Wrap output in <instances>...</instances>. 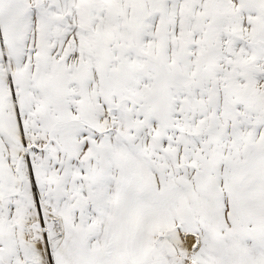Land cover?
Returning <instances> with one entry per match:
<instances>
[{"label": "snow or ice", "instance_id": "obj_1", "mask_svg": "<svg viewBox=\"0 0 264 264\" xmlns=\"http://www.w3.org/2000/svg\"><path fill=\"white\" fill-rule=\"evenodd\" d=\"M0 264H264V0H0Z\"/></svg>", "mask_w": 264, "mask_h": 264}]
</instances>
